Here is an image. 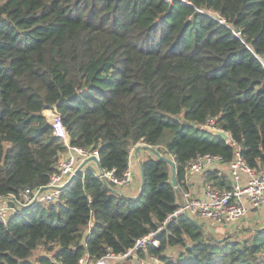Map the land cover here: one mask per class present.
<instances>
[{
	"label": "trees",
	"instance_id": "16d2710c",
	"mask_svg": "<svg viewBox=\"0 0 264 264\" xmlns=\"http://www.w3.org/2000/svg\"><path fill=\"white\" fill-rule=\"evenodd\" d=\"M48 110L72 146L99 150L101 170L122 177L143 144L173 159L177 187L154 154L142 162L137 198L87 167L56 204L8 203L16 211L0 223V264L126 253L177 209L198 157L230 164L239 154L264 169V0H0V199L45 188L67 153ZM212 119L229 142L198 128ZM206 181L227 187L218 171ZM198 222L182 215L138 254L159 264H264V228L217 238ZM171 246L181 248L176 258Z\"/></svg>",
	"mask_w": 264,
	"mask_h": 264
},
{
	"label": "built area",
	"instance_id": "2783aa9c",
	"mask_svg": "<svg viewBox=\"0 0 264 264\" xmlns=\"http://www.w3.org/2000/svg\"><path fill=\"white\" fill-rule=\"evenodd\" d=\"M171 2L172 0H165ZM219 22L225 23L222 17H218ZM50 112L48 121L52 126L53 134L56 138L63 141L67 146L68 151L57 163V169L50 177L48 185L42 189L31 190L26 189L21 195L22 202L17 201L14 197L8 199H0V223H5L9 215L16 211L15 207H11L8 203L13 202L20 209L28 206H34L37 203L48 205L58 203L60 196L66 186L79 174H84L87 164L78 173V169L82 163L93 157L100 160L99 150H85L83 148L72 146L70 135L64 125L60 115L54 111ZM206 126L217 128L215 120H209ZM137 147V146H136ZM135 148L130 152L128 168L123 173L122 177H117L115 170L103 171L98 169L94 161L89 162L95 164V173L102 179L110 181L117 191L120 188L126 187L132 183L134 173L132 171L133 161L138 160ZM88 163V164H89ZM223 160L220 156L205 155L198 157L193 161L187 169L186 176L191 174L201 175L206 180L208 171L215 169L217 164H222ZM232 185L228 189L218 190L211 185L206 186V193L203 198L195 197L190 190L179 193V202L177 209L166 217L163 223L157 230L151 231L137 240L135 246L124 254L108 253L95 263H90L87 259L80 261V264H85L88 261L90 264H109L111 259L127 258L141 251H146L148 245L159 246L157 236L168 231V225L175 222L182 215L189 216L196 221L208 220L218 225L230 226L238 223L246 217L251 209H258L264 204V169L255 170L247 165L242 157L237 154L235 159L229 164ZM247 175L248 180L243 181L242 176ZM209 184V183H207ZM15 199L12 200V199ZM247 201L249 205L245 203ZM158 264V262H157Z\"/></svg>",
	"mask_w": 264,
	"mask_h": 264
},
{
	"label": "crops",
	"instance_id": "0c3cea01",
	"mask_svg": "<svg viewBox=\"0 0 264 264\" xmlns=\"http://www.w3.org/2000/svg\"><path fill=\"white\" fill-rule=\"evenodd\" d=\"M49 114H50L49 111L45 112V115L47 116V118H49ZM143 151H144V157L141 158V156L139 155L142 162L144 161V159H146V157L152 154L149 151H145V150ZM140 165H141L140 161L136 160L135 158V160L133 161V167H132V171L134 173L132 183L126 187L120 188L118 193H121L122 195L131 197V198H135L136 196L139 195L141 185H142ZM87 166L92 169H95V164L93 163H89L87 164ZM211 171H218V173L221 176L223 177L225 176L227 179V187L225 186L223 188H220L218 186L213 185L212 182L206 181L201 175L191 174L187 176V183L189 187L188 190H190L193 196L203 198L206 193L207 185H211L213 186V188L218 189V190H225L226 188L231 187L232 179L230 175L229 164H224V163L217 164L215 166V169ZM242 179L244 182H246L248 180V176L243 175ZM245 203L249 205L247 201H245ZM200 223L204 225L203 227L206 232H209L215 236H221V234L227 235L232 232H237V231L241 232V231L250 230V229L256 231L258 229L264 228V204L258 209H253V210L251 209V212L246 217H244L242 220H240L238 223L234 225H230V226L218 225L208 220H202L200 221Z\"/></svg>",
	"mask_w": 264,
	"mask_h": 264
},
{
	"label": "water",
	"instance_id": "95a60500",
	"mask_svg": "<svg viewBox=\"0 0 264 264\" xmlns=\"http://www.w3.org/2000/svg\"><path fill=\"white\" fill-rule=\"evenodd\" d=\"M198 128L201 129L203 132H205V133L211 135V136L218 137V138L222 139L223 141L229 142V141L231 140V136H230V134L227 133V132H225V131L222 130V129L211 128V127H208V126H206V125H205V126H198ZM140 149L148 150V151H150L152 154H154V156H156V157H158V158H160V159L166 161L167 163H169V165L171 166V169H172V183H173V186H174V187H177V181H176V167H175V162L173 161V159H170V158L164 156L163 154H161V153H160L156 148H154V147L147 146V145H138V146L136 147L135 151H136V155H137V157H138V160H139L140 163H141L140 167H141V176H142V187H143V174H142V161H141L140 156H139V150H140ZM92 161H94V162L96 163L98 169H101L100 161H99L97 158L93 157V158H91V159L86 160L84 163H82V164L80 165V167H79V169H78V170H79L78 173L82 170V168H83L86 164H88L89 162H92ZM43 190H44V188L42 189V191H43ZM141 191H142V189H141ZM141 191H140L139 195L136 196L135 198H137V197L140 196ZM5 199H8V197L5 198ZM12 200L15 201L14 198H13ZM15 202H16V201H15ZM31 207H32V206H28V207L24 208V210H29ZM188 217H189V216H188ZM189 218H190V219L192 220V222L195 223L200 229H202V227H201V225L199 224L198 221L194 220V219L191 218V217H189ZM258 230H259V229H258Z\"/></svg>",
	"mask_w": 264,
	"mask_h": 264
},
{
	"label": "rangeland",
	"instance_id": "374dc122",
	"mask_svg": "<svg viewBox=\"0 0 264 264\" xmlns=\"http://www.w3.org/2000/svg\"><path fill=\"white\" fill-rule=\"evenodd\" d=\"M139 155L141 156V158L144 157L143 149L139 150ZM141 189H142V185H141ZM141 189H140V191H141ZM119 194H121V193H119ZM45 205L48 206V204H45ZM223 235L224 234H221V236H215V235L214 236L218 238V237H222ZM180 250H181V248H179L177 246L176 247H172L171 246L168 249V255L170 257L176 258L178 256V253L180 252ZM44 253H45L44 251L38 250L35 253V256H38V255L44 254ZM157 262H158V264L160 263V261L156 257L148 256L145 253H140V254L137 253V254H133V255L127 257V258L111 259L109 261V264H157ZM85 264H90V263L88 261L86 262V260H85Z\"/></svg>",
	"mask_w": 264,
	"mask_h": 264
}]
</instances>
